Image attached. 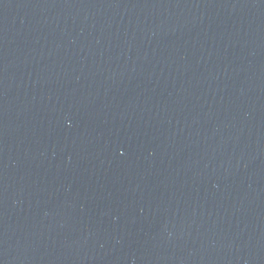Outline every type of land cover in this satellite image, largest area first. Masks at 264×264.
Listing matches in <instances>:
<instances>
[{
  "label": "water",
  "instance_id": "obj_1",
  "mask_svg": "<svg viewBox=\"0 0 264 264\" xmlns=\"http://www.w3.org/2000/svg\"><path fill=\"white\" fill-rule=\"evenodd\" d=\"M0 264H264V0H0Z\"/></svg>",
  "mask_w": 264,
  "mask_h": 264
}]
</instances>
